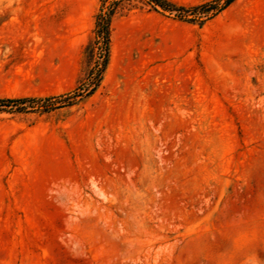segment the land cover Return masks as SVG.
Returning a JSON list of instances; mask_svg holds the SVG:
<instances>
[{
  "label": "rangeland",
  "instance_id": "374dc122",
  "mask_svg": "<svg viewBox=\"0 0 264 264\" xmlns=\"http://www.w3.org/2000/svg\"><path fill=\"white\" fill-rule=\"evenodd\" d=\"M118 1L0 0V264H264V0Z\"/></svg>",
  "mask_w": 264,
  "mask_h": 264
},
{
  "label": "trees",
  "instance_id": "16d2710c",
  "mask_svg": "<svg viewBox=\"0 0 264 264\" xmlns=\"http://www.w3.org/2000/svg\"><path fill=\"white\" fill-rule=\"evenodd\" d=\"M106 1L107 0H102V6L99 13L96 15V33L101 41L102 59L99 63V67L96 69L92 81H90L91 83L89 84V87L84 89L83 97L91 95L97 89L109 60L111 18L120 7L121 3L118 0H111L106 5ZM144 1L152 7H160L164 10L175 11L178 18L182 20H193L195 17L201 16H206V18L211 17L226 8L234 0H209L190 6L178 5L170 0ZM92 50L93 45L90 43L86 46V51ZM41 99L42 98L39 97H0V107L10 109L15 108L16 110L21 111L25 108V103H36Z\"/></svg>",
  "mask_w": 264,
  "mask_h": 264
}]
</instances>
